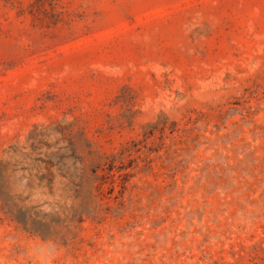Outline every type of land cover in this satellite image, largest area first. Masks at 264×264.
<instances>
[{
	"label": "rangeland",
	"instance_id": "1",
	"mask_svg": "<svg viewBox=\"0 0 264 264\" xmlns=\"http://www.w3.org/2000/svg\"><path fill=\"white\" fill-rule=\"evenodd\" d=\"M0 264H264V0H0Z\"/></svg>",
	"mask_w": 264,
	"mask_h": 264
}]
</instances>
